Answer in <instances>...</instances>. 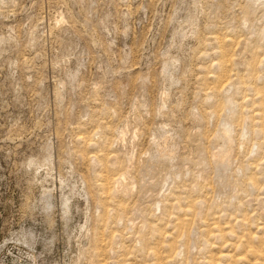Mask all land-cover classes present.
<instances>
[{
  "label": "rangeland",
  "instance_id": "1",
  "mask_svg": "<svg viewBox=\"0 0 264 264\" xmlns=\"http://www.w3.org/2000/svg\"><path fill=\"white\" fill-rule=\"evenodd\" d=\"M0 264H264V0H0Z\"/></svg>",
  "mask_w": 264,
  "mask_h": 264
}]
</instances>
